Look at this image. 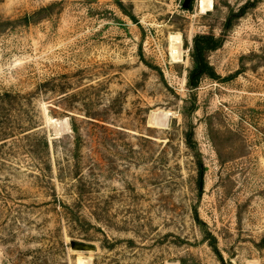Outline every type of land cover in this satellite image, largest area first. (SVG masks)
<instances>
[{"label":"rangeland","instance_id":"obj_1","mask_svg":"<svg viewBox=\"0 0 264 264\" xmlns=\"http://www.w3.org/2000/svg\"><path fill=\"white\" fill-rule=\"evenodd\" d=\"M201 1L0 0V264H264V0Z\"/></svg>","mask_w":264,"mask_h":264},{"label":"trees","instance_id":"obj_2","mask_svg":"<svg viewBox=\"0 0 264 264\" xmlns=\"http://www.w3.org/2000/svg\"><path fill=\"white\" fill-rule=\"evenodd\" d=\"M221 41H218L215 39L212 35H200L195 39L194 48H193V57L195 60V68L191 71L190 79H189V85L194 87L197 86L199 82V78L203 74H208L210 76H215L214 71L211 69V65L206 61V51L215 49L219 46V43ZM192 74L195 75L193 79H191ZM56 124V128L58 129V132L61 130H69V120L68 118L61 119V123L58 122L56 118H53ZM74 132H77V128L73 126ZM188 145L190 147L194 146V141L189 137ZM45 145L48 146V140H44ZM197 165H198V177H199V186L203 187V181H204V172H205V166L203 164V161L199 158L200 156L197 155ZM215 237L212 238L211 242H215Z\"/></svg>","mask_w":264,"mask_h":264},{"label":"bare ground","instance_id":"obj_3","mask_svg":"<svg viewBox=\"0 0 264 264\" xmlns=\"http://www.w3.org/2000/svg\"><path fill=\"white\" fill-rule=\"evenodd\" d=\"M213 7V4L211 1H201V8L202 10H210ZM172 53L175 58H180L182 54V48H181V37L180 36H172ZM50 121L52 122V118H50Z\"/></svg>","mask_w":264,"mask_h":264},{"label":"water","instance_id":"obj_4","mask_svg":"<svg viewBox=\"0 0 264 264\" xmlns=\"http://www.w3.org/2000/svg\"><path fill=\"white\" fill-rule=\"evenodd\" d=\"M191 3V0H185L184 6L189 7V4Z\"/></svg>","mask_w":264,"mask_h":264}]
</instances>
